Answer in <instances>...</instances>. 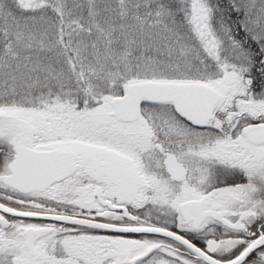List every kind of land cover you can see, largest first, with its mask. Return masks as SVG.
I'll list each match as a JSON object with an SVG mask.
<instances>
[{"label": "snow or ice", "instance_id": "snow-or-ice-1", "mask_svg": "<svg viewBox=\"0 0 264 264\" xmlns=\"http://www.w3.org/2000/svg\"><path fill=\"white\" fill-rule=\"evenodd\" d=\"M0 264H264V0H0Z\"/></svg>", "mask_w": 264, "mask_h": 264}]
</instances>
